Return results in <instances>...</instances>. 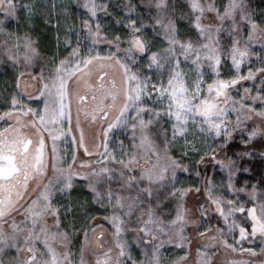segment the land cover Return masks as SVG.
<instances>
[{
    "label": "snow or ice",
    "instance_id": "obj_1",
    "mask_svg": "<svg viewBox=\"0 0 264 264\" xmlns=\"http://www.w3.org/2000/svg\"><path fill=\"white\" fill-rule=\"evenodd\" d=\"M74 3L86 13L78 26L75 17L68 23L64 3L42 8L36 0H0V64L18 71L17 89L25 75L38 81V94L27 100L42 104L33 108L16 93L4 98L6 110L0 111V264H77L68 229L77 227L80 206L54 203L57 195L71 193L77 179L85 182L91 202L110 213L103 220L112 227V246L101 243V232L94 264H137L133 245L144 256L139 264H163L165 245L191 243L185 235L189 228L199 238L197 264H214L221 248L248 257L222 264H264V174L259 186L244 181L237 187L236 180L237 173L251 171L240 160L251 161L256 153L218 158L237 136L246 149L256 138L264 140V12L257 16L250 0H186L190 29L181 39L170 0L140 5L147 16L129 3L115 20L123 28L119 33L102 22L101 14L111 15L110 0ZM35 19L55 29L57 51L51 57H42L33 38ZM22 23L28 30L21 34ZM101 45L108 49L103 55ZM61 46L67 51L63 58ZM253 57L260 66H251ZM21 66L35 74L19 71ZM256 80L258 85L244 87ZM73 98L78 139L72 135ZM81 112L100 126L94 152L85 143ZM117 133L127 134V146ZM69 137L87 156L98 157L79 164L88 171L75 170V151L72 163L61 166L66 161L58 145ZM258 155L264 158V151ZM208 163L226 173V182L218 187L205 175L203 190L177 188L178 172L194 170L199 180ZM193 191L202 196L195 211L185 201ZM173 203L174 215L165 211ZM69 216L73 220L65 223ZM92 219H81L87 230L81 227L85 244L79 264H86L88 232L101 227L88 224Z\"/></svg>",
    "mask_w": 264,
    "mask_h": 264
},
{
    "label": "rangeland",
    "instance_id": "obj_2",
    "mask_svg": "<svg viewBox=\"0 0 264 264\" xmlns=\"http://www.w3.org/2000/svg\"><path fill=\"white\" fill-rule=\"evenodd\" d=\"M36 2L42 8L44 5L49 4V3H56L58 5L60 3H64V4L68 5L69 6V13H70L68 23H73L72 17H75L76 18L75 23L77 24V26L79 25V19L86 15L83 8L79 7L76 3H74V0H36ZM81 3H82V0H81ZM110 3H111V7L109 9V12L111 13V15L105 16V15L101 14V18H102L103 24L106 25L108 27V30L111 32L119 33V32L123 31L122 26L117 25L115 23V20L121 18L123 12L126 10V6L129 3L136 6V12L137 13H143L144 16L149 15L148 11L145 8L140 7V5H142V4H147L148 0H137V1L124 0L123 2H118V0H110ZM170 3L176 5V9H175L176 15H175L174 19L177 23V27L180 30L181 39H185L186 36L184 34L188 33L189 29H190V23L187 19V15H186L188 13V8L186 7V1L181 3L180 0H170ZM151 14L155 15V12L153 11ZM256 14H257V16H259L261 13H256ZM133 18H135V17H133ZM62 23H63V21H62ZM145 23H150V21L146 20ZM38 25L41 28L42 27L46 28V31L50 32V35H49L50 41L49 42L51 44V50H52V52H56L57 49H56V41H55V35H56L55 29H53L50 25L46 26L42 20L35 19L33 21L34 31L32 32V35H33V38L38 39L39 42L41 41V38H42V36H40V35L44 36L45 33H44V31H42V29H40V27H38ZM15 28H16V25H15V23H13L10 30H15ZM27 30L28 29L24 28L23 23H22L21 24V34L23 33V31H27ZM147 34L149 36L151 35L150 29L148 30ZM61 38H63V31H61ZM40 45H41V42H40ZM163 46L164 45H161V44L157 45V47H163ZM153 50H156V49H153ZM100 51H101V54L103 55L108 51V49L106 46L101 45ZM254 51L259 52V48L256 47L254 49ZM41 55H42V57L48 58V57L44 56V54H42V49H41ZM66 55H67V51H64L63 46H61V49L59 52V57L63 58ZM251 66L253 68L258 67V66H260V62L258 60H256L255 57H253L252 61H251ZM247 68H248V65H245L242 68V72L244 74L247 73ZM19 71H24L26 73L27 72H33V74H35V71L33 69H31V68L25 69L22 66L20 67ZM0 76H1V78H2V76L7 77L6 78L7 79L6 84H5L4 80L2 81V86L4 85V88L2 89V87L0 86V93L5 92L4 90L6 88H8L10 85L11 90H13V92L11 94L20 93L22 95V97L24 98L25 103L29 104L33 108H36L38 106L42 107V104L38 105V102H36L35 100H32V101L27 100L28 94H31L33 96L38 94V89L40 88V83L38 81H33L28 75H25L23 78L20 79V81H19L20 87H19V89H17L16 88V82H17L18 71L16 69H14L10 63L0 64ZM9 78L11 79V83H9ZM253 83L258 85L259 80H256L255 82H252V81L244 82V87H252ZM72 87H73V89H75V85H73ZM241 92H242V89H241ZM5 97H7V96L3 95V99ZM80 120H81L80 126L84 132L85 143L87 144L89 151L94 152L95 151L94 145L99 142V140L97 139V134L100 131V126L97 123V125H95V127H94V125H93V127H91L92 123L89 120L83 121L81 114H80ZM75 122H76V103H75V99L73 98V104H72L73 133H72V135L76 136L78 139L80 133L76 129ZM126 136H127V134H125V133H117V138L124 140L125 146H127L129 143ZM180 143H182V141H180ZM217 143L219 144L222 142L217 141ZM58 147L61 150V153L64 157V161H66L65 163H62L61 166L67 167L68 164L72 163L71 153L73 151H75L76 156H77V160L75 162V170L78 172H81V173L88 171V169L79 168V164L81 162H88V161L94 162L95 160L98 159V157L95 155H93L91 157L87 156L84 153L82 148L77 149L76 145H73L71 143V137H69L68 140L65 141L64 143H60L58 145ZM171 154L174 156H178L179 155L178 149H173ZM184 163H188V161H184ZM51 175H52V171H51V167L49 166L48 176H51ZM177 175H178V181H179V183L177 184V188L187 189V188H194L195 186H200L203 190L204 179H202V177H200L198 180L194 174V170L192 171V173L178 172ZM209 177H211L213 179L214 183L218 187L221 185L222 182H226V180H227L226 173L221 171L220 169H217V171H215L213 173V175H211ZM236 180H237V176H236ZM45 182H47V181L45 180ZM242 185H243V183H238V181H237V187H240ZM249 185H251V184H249ZM247 199L248 198L246 195H244V194L240 195V200L242 203H245L247 201ZM198 200H200L202 202V196L198 197L194 191L189 192L187 194V196L185 197L186 205L188 208L191 206H196ZM91 201H92L91 193L88 191L87 187L85 186V182L82 180H79V179H77L74 182V188L70 194L57 195V197L54 200V203H57L61 206L66 204V203H69V202H71L74 205L80 206L77 209V213H76L77 217L80 218V219L75 220L77 227L75 229H71V228L68 229V231L70 232V239H71V245H70L71 251L77 258V264H79V257L81 254L80 249L85 244V236H84V232L81 231V227H83L85 230H87V225H81V219H84L87 216L94 217V219L88 220V224H91L93 227H95V225H97V224H99L101 226V227L96 229V232H91V231L88 232V241H89L90 246L85 248V250H86L85 252H87L86 255H84V260H85L86 264H94L95 256L93 255V253L99 254V252H100V249L97 247L96 237L99 236L101 234V232L103 233V240L101 241V243H103L105 245V247L112 246V242H113L112 227L109 223H107L106 221L103 220V217L105 215H110V213H105L103 210L99 209L98 205L93 204ZM247 206L251 207V204H247ZM174 208H175V203H173L170 208L165 209V211L166 212H172V214L174 215ZM72 220H73V218L71 216H69L68 220L65 221V223H70ZM212 226L213 227L217 226V222H216L215 218L212 219ZM185 235L190 237L188 230H186ZM126 238L130 242L133 239V237H131V236H128ZM74 240H76V242ZM256 244L259 245L258 240L256 241ZM190 245H191V243L186 244L184 248H178L174 244L165 245L164 248L162 249L163 264H177V262H179V264H188V261L191 262L192 259H189L190 254L192 253L190 250ZM248 246H249L248 243L245 242L244 247H248ZM88 248H90V249H88ZM196 251H197V248L196 249L194 248L193 249V253L195 255L194 264H197V259H198ZM132 255L137 260V264H139V262L144 259V256L141 252V249L136 248L134 245L132 248ZM182 257H186V259L181 260ZM232 259H236V258H232V257L228 258V256H218L217 253H215V255L213 257L214 264H222V262L227 261V260H232ZM237 259H248V257L242 256L241 258H237Z\"/></svg>",
    "mask_w": 264,
    "mask_h": 264
},
{
    "label": "trees",
    "instance_id": "obj_3",
    "mask_svg": "<svg viewBox=\"0 0 264 264\" xmlns=\"http://www.w3.org/2000/svg\"><path fill=\"white\" fill-rule=\"evenodd\" d=\"M123 1L124 0H122V1L118 0V2H123ZM134 1H137V0H134ZM180 1L182 3L186 0H180ZM250 3H251L252 9H254V11L256 13L264 12V0H250ZM38 27H40V26L38 25ZM40 29H42V31H44V33H45L44 36L40 35V36H42L41 41H40L41 42L40 46L42 47L41 48L42 54H44V56H46V57H51L53 52L51 50V44L49 42L50 41L49 40L50 32L46 31V28H44V27H42V28L40 27ZM0 86H2V82H0ZM255 123L256 124L260 123L259 118H255ZM251 126H253V122L250 121L249 127H251ZM245 150H254L256 155H254V157L252 158L251 161H249V159L247 157H244L243 159L240 160V165L245 166V167H249L251 169V171L249 173H244V172L237 173V181H238V183H244V181H248L249 184H258V186H259V181L261 179V175L264 174V158H261L258 155V153L260 151H264V140H261L258 137V138H256V140H254L252 142V147L246 149L240 143L239 136H237L229 147L225 148L223 151H221L219 153L218 158H223L225 153H227L228 156H231L235 159L236 157L233 155L234 152L245 151ZM217 169H219V167L217 166L215 169H213L211 163H208L206 168L204 166H201V171L203 173L201 176L202 179H204L205 175H207V176L213 175V173L215 171H217ZM189 208L193 209L195 211V206H191ZM195 215L197 218L199 217L198 212H195ZM213 218H215V217H213ZM187 230H188L190 237H191L190 250L192 252L190 254V258H189V259H192V261L191 262L188 261V264H194L195 255L193 253V249L197 248V243H198L199 238H198L196 230L194 228H189ZM76 240H74V241L76 242ZM88 249H90V248H88ZM85 251H84V255H86V253H87ZM216 253L218 254V256H228V258L232 257V258L237 259V258L242 257L238 253L226 252L223 248H221ZM245 257H247V256H245Z\"/></svg>",
    "mask_w": 264,
    "mask_h": 264
},
{
    "label": "flooded vegetation",
    "instance_id": "obj_4",
    "mask_svg": "<svg viewBox=\"0 0 264 264\" xmlns=\"http://www.w3.org/2000/svg\"><path fill=\"white\" fill-rule=\"evenodd\" d=\"M7 77L6 76H2V78H1V76H0V82H2L3 80L5 81V84L7 83V79H6ZM9 83H11V79L9 78ZM6 86V85H5ZM2 87V89L4 88V85L3 86H1ZM5 92H2V93H0V111H3V110H6L5 109V105H4V99H3V95L4 96H9L12 92H13V90H11V86L9 85V87L8 88H6L5 90H4ZM8 92V93H7ZM6 94V95H5ZM81 115H82V118H83V121H86V119L84 118V115H83V112H81ZM0 124H2V122H0ZM92 126L91 127H93V125H94V127H95V125H97V124H91Z\"/></svg>",
    "mask_w": 264,
    "mask_h": 264
}]
</instances>
